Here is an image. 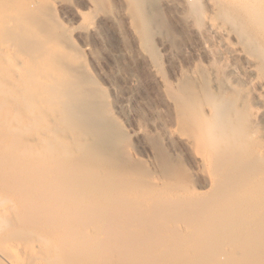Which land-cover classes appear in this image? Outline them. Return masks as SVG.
Returning <instances> with one entry per match:
<instances>
[{"label":"bare ground","instance_id":"bare-ground-1","mask_svg":"<svg viewBox=\"0 0 264 264\" xmlns=\"http://www.w3.org/2000/svg\"><path fill=\"white\" fill-rule=\"evenodd\" d=\"M126 1L159 65L160 0ZM209 1L181 0L183 44L193 20L217 50L165 85L198 192L158 139L132 156L54 0H0V264H264V0Z\"/></svg>","mask_w":264,"mask_h":264},{"label":"rangeland","instance_id":"rangeland-1","mask_svg":"<svg viewBox=\"0 0 264 264\" xmlns=\"http://www.w3.org/2000/svg\"><path fill=\"white\" fill-rule=\"evenodd\" d=\"M159 7L174 30L175 41L170 43L165 36L154 38L160 61L156 65L138 39L126 0H107L104 11L95 10L88 0H54L58 22L83 54L89 74L107 96L111 114L129 135L132 156L152 169L150 139H158L169 157L178 160L189 174L187 186L203 192L207 181L176 129L165 85H174L187 72L185 56L198 61L202 54L209 60L217 44L214 39H202L197 45L196 38L205 35V29L190 20L185 29L195 39L185 46L182 18L186 10L181 0H160ZM212 10L206 12L210 13L209 23L223 27Z\"/></svg>","mask_w":264,"mask_h":264}]
</instances>
